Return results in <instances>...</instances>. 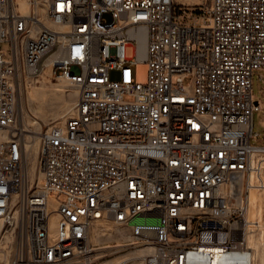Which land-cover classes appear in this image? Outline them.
<instances>
[{
  "label": "built area",
  "instance_id": "obj_1",
  "mask_svg": "<svg viewBox=\"0 0 264 264\" xmlns=\"http://www.w3.org/2000/svg\"><path fill=\"white\" fill-rule=\"evenodd\" d=\"M47 64L77 98L41 132L32 178L18 86ZM256 70L264 0H0V256L100 264L119 253L99 256L118 243L94 242L100 222L114 228L102 237L129 232L122 253L140 246L139 264H213L205 246L245 254L249 176L264 164Z\"/></svg>",
  "mask_w": 264,
  "mask_h": 264
},
{
  "label": "rangeland",
  "instance_id": "obj_2",
  "mask_svg": "<svg viewBox=\"0 0 264 264\" xmlns=\"http://www.w3.org/2000/svg\"><path fill=\"white\" fill-rule=\"evenodd\" d=\"M189 9L192 10V8ZM179 14L178 8H175V15L178 21L183 24H193L195 22L193 16L184 17L179 16ZM108 17V15L105 16V18ZM202 19L203 18L200 20ZM2 51L6 53V57H10V43H4ZM127 53L129 56H133V48L129 47ZM132 69L135 81L140 83H146L148 81L149 67L147 62L139 61L133 63ZM261 75L264 76V70H256L253 76V95L261 106V109L254 114V132H258L259 135L252 139V142L258 145H264V80L260 78ZM111 77L113 79H118L120 77L119 71H112ZM74 90L73 87L67 86L63 80L56 78L51 75V73H42L39 80L34 82H26L24 75L21 76L18 89V120L21 126L26 128V133L28 137L31 138L32 145L37 139L39 144V137L43 130L65 118L64 115L71 108L72 104L75 103L76 95L71 94L75 92ZM39 91L42 92V94L39 95ZM62 95L64 97H62ZM35 137L38 138L36 139ZM59 199L65 200V196L62 195ZM98 234L99 228L97 227L94 229V242L102 243L111 239H117L118 241L130 239L127 232L122 233L118 238H101ZM110 245L111 244L101 245L99 250L103 251L104 249L110 248ZM139 249H141L140 246L125 250L123 255H132L135 252H140ZM123 255L120 256V258H123ZM134 264H139V262L136 261Z\"/></svg>",
  "mask_w": 264,
  "mask_h": 264
},
{
  "label": "bare ground",
  "instance_id": "obj_3",
  "mask_svg": "<svg viewBox=\"0 0 264 264\" xmlns=\"http://www.w3.org/2000/svg\"><path fill=\"white\" fill-rule=\"evenodd\" d=\"M182 1L187 2V3H201L202 2V0H182ZM24 7L27 8V6L25 5ZM42 73H47V74L51 73V66L47 64L43 68ZM59 79L63 80L67 86L71 87L69 83L67 82V80H65L62 77H59ZM74 91L75 92L71 94L76 95V98H77V91L76 90ZM40 94H42V92L39 91V95ZM62 97L64 96L62 95ZM73 108H74V103L72 104L68 112L64 115V117L70 114ZM35 138L37 139L38 137H35ZM39 140H40V137H39ZM37 148L39 150L38 139L37 141H35V143H33V145L31 143V140L29 139L28 161H29V168H30L29 170H30L32 178L35 177V172L37 169V159H38ZM256 157H258V155H256L255 158ZM230 189H231L230 186H228L226 188H223V191L228 192ZM234 191L237 193V190H234ZM243 225L246 228L245 240H246V245L248 248L246 253L245 254L241 253L237 255H232L230 257H226L225 253L222 252V249L220 248V246H205V249L210 250L214 254L215 258H214L213 264H264V164L261 169H252L250 172L249 190L247 194V211H246V218H245V221L243 222ZM97 227L99 228L98 236L101 238H105L101 236L104 229L107 230L106 233L108 235L112 234V231L114 230L113 225L109 223L100 222L94 227V229ZM124 232H127V231H121V234ZM127 233L129 234V232ZM129 236L131 237L130 234ZM106 238H112V236H109ZM117 242L118 243L115 245H110L111 246L110 248H107L101 251L100 252L101 254L99 256L100 257L104 256L102 253L105 250H116L115 252H119V253L112 258L101 261L100 264H126L127 263L126 260H128V258H134L135 261L132 263L134 264L136 263L138 259L140 260L141 256L144 253V249L141 248L139 249L140 252H135L132 255L124 256L123 255L124 253H122L123 248L125 247L124 246L125 244H123L124 241H117ZM106 245H109V244H106ZM122 255L124 257L120 258V256ZM0 260H4L3 262L0 261V264H9V263L11 264L9 257L7 255H4V256L1 255Z\"/></svg>",
  "mask_w": 264,
  "mask_h": 264
},
{
  "label": "water",
  "instance_id": "obj_4",
  "mask_svg": "<svg viewBox=\"0 0 264 264\" xmlns=\"http://www.w3.org/2000/svg\"><path fill=\"white\" fill-rule=\"evenodd\" d=\"M256 103H258V101H256Z\"/></svg>",
  "mask_w": 264,
  "mask_h": 264
}]
</instances>
